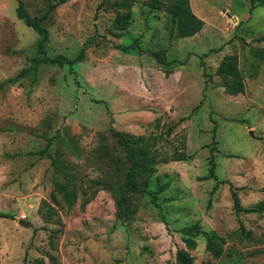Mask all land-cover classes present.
I'll list each match as a JSON object with an SVG mask.
<instances>
[{
	"label": "rangeland",
	"instance_id": "374dc122",
	"mask_svg": "<svg viewBox=\"0 0 264 264\" xmlns=\"http://www.w3.org/2000/svg\"><path fill=\"white\" fill-rule=\"evenodd\" d=\"M23 1L33 16L48 11V56L84 55L73 71L42 63L19 77L42 56L39 35L17 17V0H0V212L8 214L0 217V264H178L179 229L196 222L223 236L225 249L214 258L199 236L188 250L194 264H264V213H237L233 195L243 207L264 199V6L190 0L205 24L180 38L170 14L143 0ZM122 1L131 20L118 30L117 10L127 9L114 4ZM230 54L245 77L237 95L216 74ZM112 130L157 138L161 158L191 156L158 164L150 188L170 183L159 207L130 193L136 213H119L115 186L127 165ZM212 156L217 179L205 177ZM65 176L76 203L47 222L41 209Z\"/></svg>",
	"mask_w": 264,
	"mask_h": 264
},
{
	"label": "trees",
	"instance_id": "16d2710c",
	"mask_svg": "<svg viewBox=\"0 0 264 264\" xmlns=\"http://www.w3.org/2000/svg\"><path fill=\"white\" fill-rule=\"evenodd\" d=\"M65 0H59L53 6ZM151 9H158L170 14L173 23L177 29L178 36L187 37L193 36L200 32L205 24L204 20L200 18L192 9L190 0H143ZM254 4L258 1L259 5L264 6V0H251ZM18 6L16 8L17 17L24 21V23L35 30L38 35V51L42 56H36L32 59V64L28 68L20 71L19 77L27 74H36V71L42 63L58 64L60 66H68L71 71L78 61L83 58L84 50H81L75 59H70L65 55L59 54L56 56H48L45 50V44L49 39V30L43 25V19L47 16L48 11L42 15H31L26 8L23 0H17ZM115 7L127 9L126 12L117 10V15L114 19L113 26L115 29L124 30L128 27L131 20L130 3L122 1L115 3ZM258 41H264V36L260 37ZM134 44L125 46L123 49L134 48ZM160 63L166 64L160 56L159 51L152 52ZM259 58H264V50L257 53ZM216 74L224 81V89L227 94L237 95L243 93L246 88L245 77L239 65V58L235 54L225 56L219 63ZM112 135L124 152V156L118 158V162L127 165L123 180L117 184V189L120 192L118 198V209L121 215L130 218L136 213V208L130 206V193H146L151 196V201L159 207L156 201L157 195L167 189L170 185L169 181L158 185L154 189L150 188V182L153 176L158 171V164L169 161L187 160L191 156L184 152H176L172 157L161 158L156 151L157 138L149 140L144 136H135L123 131L112 130ZM216 162L212 156L210 159L209 174L206 178L214 177L217 179L215 173ZM69 177V176H68ZM65 176L64 179H57L55 181L54 190L51 193V202H44L48 209L41 213L47 222H50L55 215L59 214L60 209L72 208L77 200V193L73 180ZM93 183H100V180H94ZM107 187H113L109 184ZM264 193V187H263ZM234 208L237 213H264V199L258 201L252 206L243 207L237 197L235 191ZM58 206V207H57ZM0 217H8V214L0 212ZM164 218V216H163ZM182 234L185 248L177 251L178 264H194V258L189 255L188 250H194L197 247V238L204 236L206 239V250L211 253L214 258H220L224 253L225 239L216 230L206 231L202 226L196 222L191 225H185L179 229Z\"/></svg>",
	"mask_w": 264,
	"mask_h": 264
},
{
	"label": "water",
	"instance_id": "95a60500",
	"mask_svg": "<svg viewBox=\"0 0 264 264\" xmlns=\"http://www.w3.org/2000/svg\"><path fill=\"white\" fill-rule=\"evenodd\" d=\"M227 15L228 16H230V14L229 13H227ZM19 223L20 224H22V225H24V226H28V225H30V223L29 222H27L26 220H24V219H20L19 220Z\"/></svg>",
	"mask_w": 264,
	"mask_h": 264
}]
</instances>
